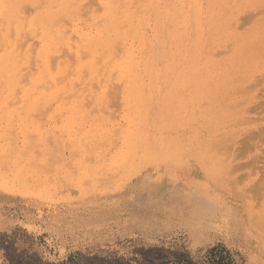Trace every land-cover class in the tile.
I'll use <instances>...</instances> for the list:
<instances>
[{
	"label": "rangeland",
	"instance_id": "obj_1",
	"mask_svg": "<svg viewBox=\"0 0 264 264\" xmlns=\"http://www.w3.org/2000/svg\"><path fill=\"white\" fill-rule=\"evenodd\" d=\"M0 79V264H264V0H0Z\"/></svg>",
	"mask_w": 264,
	"mask_h": 264
},
{
	"label": "bare ground",
	"instance_id": "obj_2",
	"mask_svg": "<svg viewBox=\"0 0 264 264\" xmlns=\"http://www.w3.org/2000/svg\"><path fill=\"white\" fill-rule=\"evenodd\" d=\"M10 13V12H9ZM18 41V40H17ZM20 44V43H19ZM17 45V44H16ZM24 46V45H23ZM23 48V47H22ZM73 54V52H72ZM71 54V55H72ZM99 61V60H98ZM85 65V64H84ZM26 74V73H25ZM25 77V76H24ZM66 78V77H65ZM1 80V79H0ZM1 83V82H0ZM20 108V107H19ZM162 164V163H161ZM173 166V165H171ZM161 168V167H160ZM166 168V167H165ZM160 170V169H159ZM142 173V172H141ZM149 173V172H148ZM183 173V172H182ZM171 174V173H170ZM169 174V176H170ZM178 176H182L183 180L185 181V185L188 188V191L190 194H193L197 197V204L199 203V206L201 207L198 211L199 212H207L208 215H214L215 213H218L221 211V214L224 216L227 214L228 208L226 206L221 207V203L217 200L218 197L212 193L213 191L210 189L208 184L204 182L203 180L198 179L196 176L188 175V173L181 174V171H177ZM176 174V175H177ZM155 175V174H153ZM152 175V176H153ZM173 175V174H171ZM151 176V175H150ZM151 176V177H152ZM164 176V175H163ZM176 176V177H178ZM149 177V176H148ZM150 177V178H151ZM165 177V176H164ZM163 177V178H164ZM174 177V176H173ZM172 177V178H173ZM175 177V179H176ZM171 178V177H170ZM181 179V178H180ZM163 180V179H161ZM167 180V179H166ZM165 180V181H166ZM179 180V179H178ZM174 181V180H173ZM153 182V181H152ZM176 182V181H175ZM210 184V183H209ZM152 185V184H151ZM150 186V185H149ZM161 186V185H160ZM184 186V185H183ZM182 187V186H181ZM162 188V187H161ZM183 188V187H182ZM217 189V188H216ZM220 191V190H219ZM221 194V193H220ZM159 195V193H158ZM155 198V197H154ZM227 203V202H226ZM154 210V209H153ZM157 211V208H156ZM233 213V212H232ZM235 214V213H234ZM197 219V217H196ZM163 220V219H162ZM193 220V219H192ZM201 220V219H200ZM206 221V220H205ZM177 222V221H176ZM172 223V222H171ZM191 224V223H190ZM203 224V223H202ZM201 224V225H202ZM194 226V224L192 225ZM205 227V226H204ZM215 227V226H214ZM232 227V226H231ZM235 227V226H234ZM199 229V228H198ZM205 230V228L203 229ZM207 230V229H206ZM232 231V230H231ZM236 231V230H235ZM206 233V231H205ZM213 236V235H212ZM209 238V235H208Z\"/></svg>",
	"mask_w": 264,
	"mask_h": 264
}]
</instances>
